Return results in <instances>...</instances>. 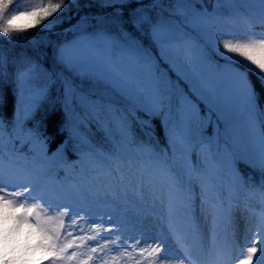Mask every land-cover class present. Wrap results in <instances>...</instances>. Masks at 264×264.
<instances>
[{
  "label": "snow or ice",
  "instance_id": "obj_1",
  "mask_svg": "<svg viewBox=\"0 0 264 264\" xmlns=\"http://www.w3.org/2000/svg\"><path fill=\"white\" fill-rule=\"evenodd\" d=\"M98 6L112 11L72 23L65 13L79 15V0H40L23 10L18 0H0V38L14 43L29 37L13 32L65 24L61 32L73 34L57 43L32 38L34 47L51 46L48 65L0 47V264H116L117 257L123 264H264V0ZM44 103L60 106V130L68 133L51 156L39 122L27 126ZM91 125L100 140L81 131ZM240 165L259 171L258 185ZM242 193H259L258 211L234 257L219 245L216 225L231 219ZM148 197L166 206V233L144 226L142 216L93 210L127 209ZM52 211L58 221L45 214ZM198 211L211 220L210 240ZM170 240L182 256L167 254ZM81 246L88 251H70Z\"/></svg>",
  "mask_w": 264,
  "mask_h": 264
},
{
  "label": "trees",
  "instance_id": "obj_2",
  "mask_svg": "<svg viewBox=\"0 0 264 264\" xmlns=\"http://www.w3.org/2000/svg\"><path fill=\"white\" fill-rule=\"evenodd\" d=\"M21 0H18V2ZM40 2V0H37ZM99 0H79V4L81 5L79 9V15H77V9L71 8L70 12H66L65 16L71 15L72 23H75L77 19H79L80 15L85 14H105V13H111L112 9H103L98 6ZM149 0H144V3H148ZM91 5V7H85V5ZM204 4L197 3V8L204 7ZM125 16H127V11L125 12ZM95 24V21H93ZM67 25H60L57 27L53 32H44L39 31L37 29H30L27 32L20 33V32H13V37H24L27 36L29 39H19L18 41L11 43L8 41L6 37L0 38V47H3L7 50H9V56L12 55H18L21 52L27 53V55L33 57L34 59H39L42 62H44L46 65L51 64V46L45 48L43 45H40L39 47H34L32 43V38L40 39V38H46L48 41H51L53 43H57L60 41H63L65 39H72V33H69L67 36H65L61 29L63 27H66ZM145 43L147 44L149 42L148 37H143ZM155 50V49H154ZM41 53H46V56H41ZM161 71L167 72L168 69L165 65V63L161 62ZM9 71H12V68H9ZM172 75L173 79H175V73H169ZM6 104L4 107V111L10 116L13 110V104L14 99L11 93V87L9 86L6 90ZM264 103V101H262ZM37 122H39V132L42 134V136L47 137V144L49 147V152H52L55 150V147L59 145L62 141L67 139L68 133L67 131L62 132L60 129L62 125L64 124V113L61 111L60 106L57 105L55 111L51 110L48 103H44L41 105L39 110L37 111L34 120L30 121L28 123V127H35ZM157 123V133L160 135V144L163 146L164 139L163 134L160 132L159 129V123ZM83 132L86 135H91V137L95 140H100L102 137V133L97 132L95 125H91L89 127L82 128ZM212 130L211 127L207 129V133H210ZM19 148V146L17 147ZM27 152V149H25ZM67 159L69 163L76 161V156L73 155L71 146L69 147L67 153ZM241 169L246 174H249L251 176L250 183L257 184L260 180V173L259 171H253L252 169L245 168L244 165H240ZM64 174V171L61 170L59 172V175L61 176ZM60 218L55 219L58 221ZM94 246V245H89ZM76 251L77 249L80 250L82 253H86L88 251L87 247L81 246L80 248H74Z\"/></svg>",
  "mask_w": 264,
  "mask_h": 264
},
{
  "label": "rangeland",
  "instance_id": "obj_3",
  "mask_svg": "<svg viewBox=\"0 0 264 264\" xmlns=\"http://www.w3.org/2000/svg\"><path fill=\"white\" fill-rule=\"evenodd\" d=\"M39 2L37 0H21L18 2V7L23 10L26 7L34 6L35 4H38ZM259 31V29H257ZM83 132V130L81 129ZM85 134V133H84ZM208 135L212 134V130L210 133H207ZM86 135V134H85ZM5 143L7 145V139L5 140ZM19 144H17V147ZM223 147V144L221 145ZM10 147V146H9ZM21 155H26L27 152L24 150V152L20 153ZM49 156H51L52 152H48ZM10 157V153L8 152V148L6 147L5 150V160H7ZM65 174V173H64ZM64 174L61 175V177L64 176ZM48 191L54 192V187L49 186ZM198 193V188L196 189ZM237 203L233 207L232 210V216L230 220H224L222 219L217 225V240L219 245L221 246H227L231 255L234 257H238L240 255V248L247 246L244 241L246 238H251V231H249L250 227V217L252 215V209H256L258 211V201H259V194L249 195L247 193H242L237 198ZM29 203H32L34 201H28ZM198 204V201H197ZM248 206V210H245V206ZM93 210L96 212L97 215L103 214L105 212H109L111 210H115L116 212H119L122 214V218L130 221H135L137 217L142 216L143 220L142 223L144 226L152 227L156 231H159L160 229H164L166 233L165 227V221L164 216L167 213L166 206H161L160 202L157 200L153 202L151 197H148L145 199L142 203H138L136 205H130L127 209L124 208H116L115 205H105V204H98L95 205ZM46 215H50L55 219L60 218L57 215V211L47 212ZM197 221L199 225L206 231V234L209 237V240L211 239V232L209 231L212 227L211 220L208 219L204 213L197 212ZM254 231V228L252 229ZM88 235H92L91 232L88 233ZM107 236V234H104ZM78 252H80L79 249H77ZM70 251H76L75 249H72ZM82 253V252H81ZM167 254L169 256H182L183 254L179 251V249L176 248L175 244L170 240L169 241V248ZM109 257H115L116 254L114 252H110ZM202 260H208L209 259V252L208 248L206 247L203 253L200 257ZM92 264V262H90ZM116 264H123L122 261L119 260V258H116ZM232 264H235V261L233 260Z\"/></svg>",
  "mask_w": 264,
  "mask_h": 264
},
{
  "label": "bare ground",
  "instance_id": "obj_4",
  "mask_svg": "<svg viewBox=\"0 0 264 264\" xmlns=\"http://www.w3.org/2000/svg\"><path fill=\"white\" fill-rule=\"evenodd\" d=\"M177 256H179V255L177 254Z\"/></svg>",
  "mask_w": 264,
  "mask_h": 264
}]
</instances>
